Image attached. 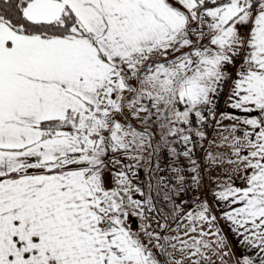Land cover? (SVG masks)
I'll return each instance as SVG.
<instances>
[{"label": "snow or ice", "instance_id": "1", "mask_svg": "<svg viewBox=\"0 0 264 264\" xmlns=\"http://www.w3.org/2000/svg\"><path fill=\"white\" fill-rule=\"evenodd\" d=\"M0 264H264V0H0Z\"/></svg>", "mask_w": 264, "mask_h": 264}, {"label": "crops", "instance_id": "2", "mask_svg": "<svg viewBox=\"0 0 264 264\" xmlns=\"http://www.w3.org/2000/svg\"><path fill=\"white\" fill-rule=\"evenodd\" d=\"M221 226H223V222H222V221H221ZM225 232L227 233V228H225ZM237 251H238V253H239L240 251L251 252L252 250H251V249H247V250H245V249H243V248H238Z\"/></svg>", "mask_w": 264, "mask_h": 264}]
</instances>
